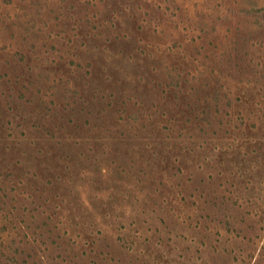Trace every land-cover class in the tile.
Listing matches in <instances>:
<instances>
[{"label": "rangeland", "instance_id": "374dc122", "mask_svg": "<svg viewBox=\"0 0 264 264\" xmlns=\"http://www.w3.org/2000/svg\"><path fill=\"white\" fill-rule=\"evenodd\" d=\"M0 264H264V0H0Z\"/></svg>", "mask_w": 264, "mask_h": 264}]
</instances>
